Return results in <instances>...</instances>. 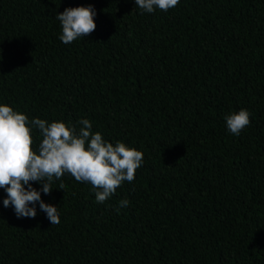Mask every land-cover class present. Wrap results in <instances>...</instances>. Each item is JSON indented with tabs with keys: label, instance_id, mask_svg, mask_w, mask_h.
Wrapping results in <instances>:
<instances>
[{
	"label": "trees",
	"instance_id": "trees-1",
	"mask_svg": "<svg viewBox=\"0 0 264 264\" xmlns=\"http://www.w3.org/2000/svg\"><path fill=\"white\" fill-rule=\"evenodd\" d=\"M89 5L95 31L64 44L56 14ZM0 104L29 122L88 119L143 153L102 204L89 183L54 179L41 199L57 225L39 204L17 218L0 188V264H264V0L153 13L135 0H0ZM240 109L250 123L234 136L225 116Z\"/></svg>",
	"mask_w": 264,
	"mask_h": 264
},
{
	"label": "clouds",
	"instance_id": "clouds-1",
	"mask_svg": "<svg viewBox=\"0 0 264 264\" xmlns=\"http://www.w3.org/2000/svg\"><path fill=\"white\" fill-rule=\"evenodd\" d=\"M179 0H135L142 12L155 10L167 12L178 5ZM96 12L87 7H68L56 14L62 28L59 39L71 44L80 37H86L95 31ZM250 113L240 109L225 116L229 133L239 136L242 129L250 123ZM31 123L42 137L38 150L32 148ZM80 127L63 121L48 122L44 119L29 118L14 111L6 104H0V188L6 198L3 207L14 208L17 218H35L36 205L46 213L51 225L60 223L57 207L45 203V195L52 191V183L61 180L65 173L77 182H86L95 192L96 202L104 203L123 182H132L135 172L143 163V153L126 146L123 142L115 145L106 142L100 132H92V123L88 119L77 121ZM41 185L38 191L32 183ZM65 188L63 182L59 189ZM129 205L128 199L118 202L116 211Z\"/></svg>",
	"mask_w": 264,
	"mask_h": 264
}]
</instances>
